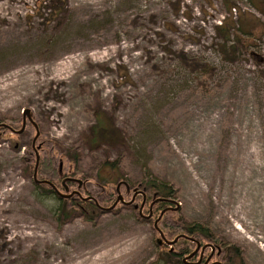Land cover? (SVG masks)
<instances>
[{"label": "rangeland", "instance_id": "374dc122", "mask_svg": "<svg viewBox=\"0 0 264 264\" xmlns=\"http://www.w3.org/2000/svg\"><path fill=\"white\" fill-rule=\"evenodd\" d=\"M25 109L58 189L102 211L90 222L76 208L59 227L61 201L25 173L34 126L0 128V264H178L141 196L109 209L144 167L178 188L165 223L208 224L264 264V13L252 0H0V123L21 130ZM99 115L107 135H93ZM107 159L120 161L108 185Z\"/></svg>", "mask_w": 264, "mask_h": 264}, {"label": "trees", "instance_id": "16d2710c", "mask_svg": "<svg viewBox=\"0 0 264 264\" xmlns=\"http://www.w3.org/2000/svg\"><path fill=\"white\" fill-rule=\"evenodd\" d=\"M252 3L264 13V8L262 9V7H260V5H258L255 0H252ZM226 25H227V21L225 23H222V25H220L219 28L226 29ZM245 33L254 34L253 31H251V29H249V31L245 30ZM38 124L40 128V132L44 131V127L42 126V124H40L39 122ZM109 131H110V127H108L106 119L100 118V115H99L97 118L96 124L92 128L93 135L96 136L98 135V133H104L105 135H107L109 134L108 133ZM79 146L80 144L68 151L69 156H71V158L75 162H77V164H79L80 160L83 159L82 158L83 153H82V150L80 149L81 147L79 148ZM119 162H120L119 159H116V160L107 159L102 163V165L100 166L98 170V175L102 172L103 169L107 171L112 169L115 172L114 174L110 175V177H105L104 184L108 185V184L113 183L114 176L118 175L117 171L119 170ZM77 169H80V167H77ZM25 173L27 176L29 175L33 176L34 169L31 170L30 166H27ZM144 175L145 176L142 181V187L147 191L149 198H151L153 195H156L157 197H160V198L174 199L175 194H177L178 192V188L174 184L156 178L153 174H151L148 171L147 167H144ZM56 178H58V172L53 166L52 160L50 158H45V157L41 158L39 166H38V179L40 180L48 179L54 182L53 180ZM68 182L73 183L74 180L69 179ZM34 184L36 187V192L40 196H54L58 200L61 201V204L55 209V218L57 222L59 223V227L61 228L63 227L64 224H66L72 218V216L75 213L74 210L76 208L80 209V213L82 214L84 219L90 222H96L99 214L102 211L101 207L98 206L97 203L93 200L85 201L81 199L79 196H75L70 199L62 198L55 192V190L51 187V185L36 183L35 181H34ZM62 186L64 187V185ZM130 186L131 185H127V189H130ZM114 194L115 193L111 190L109 193L108 201L112 198V196H114ZM164 204L166 203L160 202V206H163ZM166 227L169 228L171 231H173V234H176V235L180 231H184L190 234L198 232V233L203 234L206 237H215L217 241L220 240V238L214 236L213 230L208 224L201 223V222L183 223L178 226H174L171 223L170 224L168 223ZM178 228H181V230H178ZM225 245H226L227 254L234 256L235 261L241 260L239 263H236V264H246V261L243 257V250L241 249V247H239L238 245L232 242L226 243Z\"/></svg>", "mask_w": 264, "mask_h": 264}, {"label": "flooded vegetation", "instance_id": "af4514ba", "mask_svg": "<svg viewBox=\"0 0 264 264\" xmlns=\"http://www.w3.org/2000/svg\"><path fill=\"white\" fill-rule=\"evenodd\" d=\"M63 185L65 187L64 189L66 190V185L64 183ZM66 191H69V190H66ZM116 191L118 193L119 187L116 188ZM143 193H145L146 195L145 202H144L145 196ZM139 196L142 197V203L139 209L140 210L139 214L143 218L144 217L147 218V216H149L150 214H151L150 218H152L156 215V213H159L157 217L155 216V218L158 219V217L160 216L161 212L164 209L175 208L177 206L175 203H172L166 200H158V198L160 197H157L156 195H153L151 198H149L147 191L141 186L139 189L134 188V193H133V197H135L134 201ZM149 199H150V203L148 204ZM160 202H165L166 204H164L163 206H160ZM147 204H148V215H143L142 214L144 210L143 208ZM101 210H102V207H101ZM167 212H165L164 215ZM164 215L162 216L159 222H162L164 220ZM163 223L164 224L158 227L163 232L165 238L168 239L165 235L166 229H169L166 227L168 223H165L164 221ZM171 224L174 226L181 225L179 223L177 224L171 223ZM178 230H181V228H178ZM178 236H179V239L173 245L166 243L165 239L163 240L162 243H159L157 240L159 245L167 246L169 248V253H171V255L176 259V262H178V264H231V263L235 264L234 256L227 254L226 245L221 244L222 243L221 239L217 241L215 237H206L203 234L198 233V232L190 234L184 231H180L171 240H174Z\"/></svg>", "mask_w": 264, "mask_h": 264}, {"label": "water", "instance_id": "95a60500", "mask_svg": "<svg viewBox=\"0 0 264 264\" xmlns=\"http://www.w3.org/2000/svg\"><path fill=\"white\" fill-rule=\"evenodd\" d=\"M23 125H22V129L21 130H16L13 126L7 124V123H0V128L4 127V128H7L9 129L10 131L14 132V133H17V134H21L24 129H25V126L27 124V122L29 121L35 128L36 130V134H35V137L32 141V148L34 149V152H35V155H36V165H35V168H34V174H33V178H34V181L36 183H42V184H49L51 185V187L55 190V192L62 198H71L72 196L74 195H78L81 199L83 200H93L97 203L98 206H100L99 202L94 198V197H83L81 192L80 191H72L70 193H63L61 192L58 187L55 185L54 182H52L51 180H48V179H38V166H39V163H40V154L36 148V141L37 139L39 138L41 132H40V128H39V125L38 123L34 120L33 116H32V113H31V110L29 109H25L24 111V117H23ZM71 180H74L76 181V179H71ZM78 183L81 184V180H78ZM69 188L66 186V190H68ZM144 194V202L146 200V195L145 193ZM134 198L131 199L130 201H125L123 195L120 193V191H118V198L116 200V202L114 203V205L112 207H110L109 209H112L114 208L119 202L120 203H123V204H132L133 201H134ZM158 200H166V201H169V202H172V203H175L177 206L175 208H166L164 209L160 216L158 217V219L155 221V227L158 229V231L160 232V238L158 239V242L159 243H162L163 240L165 239L166 243L170 244V245H173L178 239H179V236L176 237L174 240H168L165 238L163 232L161 231V229L158 227V222L160 221V219L162 218V216L164 215L165 212H167L168 210H173V209H179L180 208V204L175 200V199H166V198H158ZM142 213V212H141ZM151 214L149 216H147V218H150Z\"/></svg>", "mask_w": 264, "mask_h": 264}]
</instances>
